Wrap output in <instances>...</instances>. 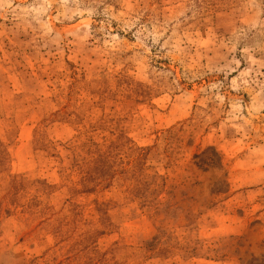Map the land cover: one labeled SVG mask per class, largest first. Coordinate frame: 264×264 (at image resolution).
I'll use <instances>...</instances> for the list:
<instances>
[{
	"label": "rangeland",
	"instance_id": "374dc122",
	"mask_svg": "<svg viewBox=\"0 0 264 264\" xmlns=\"http://www.w3.org/2000/svg\"><path fill=\"white\" fill-rule=\"evenodd\" d=\"M0 264H264V0H0Z\"/></svg>",
	"mask_w": 264,
	"mask_h": 264
}]
</instances>
